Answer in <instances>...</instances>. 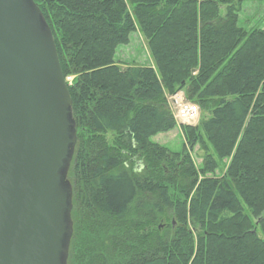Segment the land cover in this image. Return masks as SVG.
<instances>
[{
  "label": "trees",
  "instance_id": "trees-1",
  "mask_svg": "<svg viewBox=\"0 0 264 264\" xmlns=\"http://www.w3.org/2000/svg\"><path fill=\"white\" fill-rule=\"evenodd\" d=\"M33 1L73 78L68 264H264V30L239 25L245 0ZM137 31L152 65L122 66ZM180 92L208 117L172 152L152 139L179 127Z\"/></svg>",
  "mask_w": 264,
  "mask_h": 264
},
{
  "label": "water",
  "instance_id": "water-1",
  "mask_svg": "<svg viewBox=\"0 0 264 264\" xmlns=\"http://www.w3.org/2000/svg\"><path fill=\"white\" fill-rule=\"evenodd\" d=\"M72 107L39 6L0 0V264H68Z\"/></svg>",
  "mask_w": 264,
  "mask_h": 264
},
{
  "label": "rangeland",
  "instance_id": "rangeland-1",
  "mask_svg": "<svg viewBox=\"0 0 264 264\" xmlns=\"http://www.w3.org/2000/svg\"><path fill=\"white\" fill-rule=\"evenodd\" d=\"M221 15L222 16L225 15V8H221ZM239 25L245 28L247 31H251L253 29L264 30V0H245L243 1L242 7L240 10ZM116 60L122 66H125L127 64H136V65H141V66L142 65L143 66L152 65V57L148 50L147 42L145 38L143 37V35L140 33V31H137L135 34L131 36V42L128 46H121L118 48ZM180 95L184 96L182 94ZM207 115L208 114H202L199 111V114L196 120L193 122V124L198 125L200 119L204 117H208ZM176 121L179 126L178 128L168 133L159 134L156 137H154L152 141L166 147L172 152H183L184 149H186L187 142L183 136L182 130L180 129L181 121H178V120ZM108 140L111 141V136L108 137ZM191 156H192V159L195 165L197 167H200L202 164L203 152L200 151L199 147H196L191 152ZM140 164L142 166L141 162H137L135 167L139 168ZM138 172L140 171L138 170ZM157 228L160 229V233L162 234L169 233V236L173 237L175 235L174 231L176 230L177 225L174 223V221H171V219L162 218ZM77 257L78 256L75 254L71 255L69 264H80V260H78Z\"/></svg>",
  "mask_w": 264,
  "mask_h": 264
},
{
  "label": "built area",
  "instance_id": "built-area-1",
  "mask_svg": "<svg viewBox=\"0 0 264 264\" xmlns=\"http://www.w3.org/2000/svg\"><path fill=\"white\" fill-rule=\"evenodd\" d=\"M72 80L73 79L70 77L67 78V81L70 84L72 83ZM180 94L184 95L183 93H178L169 97L170 108L171 110L173 108L172 111L174 113L175 119L181 121L182 125H196L193 124V122L196 120L200 111L198 105L187 101L186 98Z\"/></svg>",
  "mask_w": 264,
  "mask_h": 264
}]
</instances>
